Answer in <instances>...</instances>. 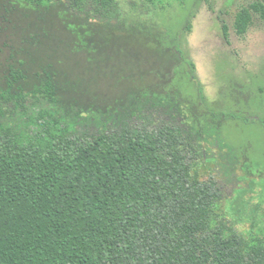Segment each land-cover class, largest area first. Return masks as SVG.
I'll return each instance as SVG.
<instances>
[{"label":"trees","instance_id":"1","mask_svg":"<svg viewBox=\"0 0 264 264\" xmlns=\"http://www.w3.org/2000/svg\"><path fill=\"white\" fill-rule=\"evenodd\" d=\"M172 1L187 2L0 0V264H264V203L247 229L225 208L264 160L226 131L252 118L209 103L183 47L194 8L168 44L156 26L177 61L161 90L119 70L101 88L108 41L125 32L155 51L144 18ZM240 3L224 9L225 35L264 21V0Z\"/></svg>","mask_w":264,"mask_h":264},{"label":"rangeland","instance_id":"2","mask_svg":"<svg viewBox=\"0 0 264 264\" xmlns=\"http://www.w3.org/2000/svg\"><path fill=\"white\" fill-rule=\"evenodd\" d=\"M232 1L234 0H187L185 4L164 2L165 7L157 9L153 13L154 18H144L150 25L143 28V32L149 35L147 39L150 42L153 41L155 51L146 44L144 47L142 39L134 41L124 38L125 32L119 33L117 40L113 39L116 41H108H112L116 55L104 63L103 70L100 69L107 73L101 79V88L103 92L111 94L115 79L113 80L110 72L119 70L129 78L132 87L146 85L151 89L161 90L166 84L164 78L170 80L174 75V64L177 61L170 53L173 45L163 46L165 50L156 47L158 29L164 26L166 42L164 39L163 41L168 44L189 21L190 12L194 8L195 14L190 19L191 28L182 35L183 47L195 62L197 77L209 96V103L212 105L216 102L218 109L224 111L239 109L252 118L250 122L230 121L232 124L226 131L230 132L235 142L247 141L249 145L253 144L252 155L264 160V21L257 19L244 37L237 36L231 30L225 35L222 20L231 22L233 16L224 9L233 6H230ZM129 2L130 0H122L128 10ZM243 2L245 0H241ZM132 19L139 22L143 20L139 15ZM151 28L152 31L149 30ZM105 35L109 36L110 32L106 31ZM106 45L107 43L105 47ZM102 53L97 57H103L104 55L100 56ZM137 58L143 61L136 63L134 59ZM179 78L182 80L181 85L185 87L184 91L192 87L186 76ZM190 91L194 92L193 89ZM216 160L217 156L214 155L204 161L200 167L202 173L206 174L208 167L215 166ZM259 167L260 164L256 162L243 167L240 186L225 204L227 214L239 229L249 228L253 215L251 209L256 204L264 203V173L260 172Z\"/></svg>","mask_w":264,"mask_h":264}]
</instances>
